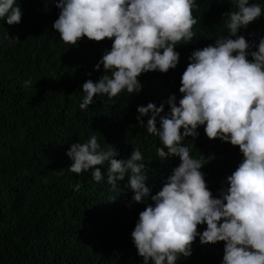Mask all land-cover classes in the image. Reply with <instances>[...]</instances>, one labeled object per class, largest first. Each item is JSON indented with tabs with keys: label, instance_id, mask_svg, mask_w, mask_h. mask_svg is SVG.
Segmentation results:
<instances>
[{
	"label": "trees",
	"instance_id": "1",
	"mask_svg": "<svg viewBox=\"0 0 264 264\" xmlns=\"http://www.w3.org/2000/svg\"><path fill=\"white\" fill-rule=\"evenodd\" d=\"M17 3L22 9L19 24L0 19V264H143L131 233L150 197L134 202L125 187L127 175L117 183L118 191L106 177L95 182V169L77 176L68 168L71 161L66 152L92 135L102 147L113 145L118 158H129L138 148L145 158L150 195L159 191L180 161L156 157L160 141L138 124L137 107L164 104L167 113L168 98H182L180 79L190 55L228 34L224 15L235 10L234 0H196V35L175 48L177 67L167 73L142 74L139 93L124 91L112 99L97 95L86 111L79 107L82 85L104 74L102 65L99 71L95 66L112 41L83 38L75 47L65 44L52 27L59 15L56 0ZM250 3L264 8V0ZM238 35L258 45L264 38V15ZM148 118H141L144 125ZM197 131L192 155L213 157L201 171L218 197L243 157L238 147L209 140L203 126ZM191 140L186 138L184 143ZM61 169L63 174L58 175ZM205 228L200 225L198 230ZM223 249V242L201 245L197 237L192 254L180 257L177 264H222Z\"/></svg>",
	"mask_w": 264,
	"mask_h": 264
},
{
	"label": "clouds",
	"instance_id": "2",
	"mask_svg": "<svg viewBox=\"0 0 264 264\" xmlns=\"http://www.w3.org/2000/svg\"><path fill=\"white\" fill-rule=\"evenodd\" d=\"M234 5L224 15L228 34L190 55L180 79L182 98L170 96L167 113L164 104L137 107L138 124L160 141L156 157L180 161L159 191L150 195L145 158L138 148L129 158H118L113 145L102 147L92 135L66 152L68 168L77 176L95 169V182L106 177L118 191L117 183L127 175L125 187L134 202L150 197L131 233L143 264H177L192 254L197 237L201 245L224 243L222 264H264V38L257 45L238 35L264 15V8L250 0H234ZM55 6L59 15L52 27L63 43L75 47L83 38L112 41L95 66L99 71L102 65L104 74L82 85L79 107L85 111L97 95L112 99L124 91L139 93L138 77L144 73L175 69V48L193 40L198 23L193 16L196 0H56ZM21 17L17 0H0V19L13 25ZM144 116L149 117L146 125ZM201 126L209 140L238 147L243 157L218 197L201 171L213 157L192 155ZM186 138H192L190 144L184 143ZM200 225H206L203 232Z\"/></svg>",
	"mask_w": 264,
	"mask_h": 264
}]
</instances>
